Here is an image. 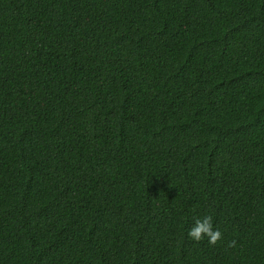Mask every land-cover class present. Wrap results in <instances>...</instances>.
<instances>
[{
  "label": "trees",
  "instance_id": "1",
  "mask_svg": "<svg viewBox=\"0 0 264 264\" xmlns=\"http://www.w3.org/2000/svg\"><path fill=\"white\" fill-rule=\"evenodd\" d=\"M0 264H264V0H0Z\"/></svg>",
  "mask_w": 264,
  "mask_h": 264
},
{
  "label": "clouds",
  "instance_id": "2",
  "mask_svg": "<svg viewBox=\"0 0 264 264\" xmlns=\"http://www.w3.org/2000/svg\"><path fill=\"white\" fill-rule=\"evenodd\" d=\"M187 235L192 241L197 243L207 237V243L210 245H215L222 238L221 231L213 227V218L211 215L194 218V224L188 230ZM228 246L234 247L235 241H231Z\"/></svg>",
  "mask_w": 264,
  "mask_h": 264
}]
</instances>
